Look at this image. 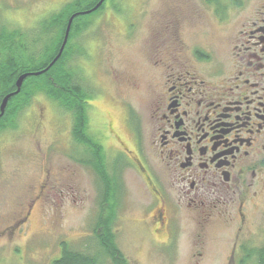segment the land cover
Here are the masks:
<instances>
[{"label": "rangeland", "instance_id": "374dc122", "mask_svg": "<svg viewBox=\"0 0 264 264\" xmlns=\"http://www.w3.org/2000/svg\"><path fill=\"white\" fill-rule=\"evenodd\" d=\"M75 1L0 0V31L24 35L17 41H23L29 59L37 60L46 46L42 37L48 38L39 35L44 22ZM235 2L229 0L212 15L203 13L201 0H109L112 12L104 9L106 13L88 17L75 40L82 43L80 53L70 65L76 81L94 93L89 120L104 132L106 167L118 190L109 206L102 203L103 184L90 162L80 161L84 147L75 144L66 110L52 104L45 92L33 90L16 116V128L0 133V264H52L61 257L62 244L93 253L99 264H114L97 239L111 206V231L125 264H241L243 246L249 251L262 247L264 186H259L254 191L261 192L251 193L246 204L242 231V222L233 221L213 230L195 252L194 235L174 240L180 245L175 252L163 250L168 236L145 231L155 201L134 170L140 172L139 167H131V157L138 158L135 131L145 120L150 57L159 46L166 52L157 39L176 40L179 34L184 44L209 41L216 53L231 54L239 30L264 18V0H242L234 7ZM16 55L21 56L18 49ZM98 79L103 83L97 84ZM117 79L137 81L142 88L112 89ZM248 259L242 264H257L255 257Z\"/></svg>", "mask_w": 264, "mask_h": 264}, {"label": "flooded vegetation", "instance_id": "af4514ba", "mask_svg": "<svg viewBox=\"0 0 264 264\" xmlns=\"http://www.w3.org/2000/svg\"><path fill=\"white\" fill-rule=\"evenodd\" d=\"M235 1L234 7L242 2ZM108 2L98 13L112 12ZM227 4L229 0H201L203 13L212 15L223 11L222 6ZM44 23L47 30L42 28L39 35L48 38L42 37L46 46L41 57L46 49L54 51L62 24L52 19ZM86 23L79 22L73 36L70 31L71 38L63 52L66 69L76 84L70 60L80 53L82 43L75 40ZM242 28L236 47L225 56L215 52L212 42L192 40L184 44L178 34L176 40L157 39L166 52L161 53L159 46L150 57L145 120L140 122L145 133L140 130L142 126L135 131L138 158L131 157V167H139L140 172L133 168L155 201L151 203L150 216L144 220L145 231L159 238L168 236L163 250L175 252L180 245L174 240L194 235L191 249L195 252L206 245L213 230L233 221L242 222V231L250 195L257 196L261 191L254 190L264 186V18ZM171 50H175L174 54L168 53ZM98 82L103 83L100 79ZM130 86L134 91L142 88L137 81L121 79L111 88ZM66 112L76 129L74 115ZM87 118L83 126L86 135L105 151L101 141L105 140L104 132L101 134L90 122L89 112ZM72 134L76 146L84 147L80 161L92 162V152ZM245 247L242 250L249 251Z\"/></svg>", "mask_w": 264, "mask_h": 264}, {"label": "trees", "instance_id": "16d2710c", "mask_svg": "<svg viewBox=\"0 0 264 264\" xmlns=\"http://www.w3.org/2000/svg\"><path fill=\"white\" fill-rule=\"evenodd\" d=\"M99 1L76 0L55 14L52 17V21H55L56 24L60 21L62 24L60 25V32L54 41V51L46 49L45 55L43 57L40 55V58L37 60L29 59L23 41H17L22 37L25 40L24 35L19 36L17 32L7 33L5 30L0 31V56L3 59L0 60V133L14 127L16 128L17 122L13 126V123L16 121V116L31 99L33 90L45 92L50 101L56 102L60 107L71 111L74 115L77 126L73 132L74 136L78 143L86 145L92 152V158L94 159L89 164L95 169L102 181L104 188V200L102 203L108 205L112 196H115L114 193L118 190V185H115V182L111 180L108 174L106 155L103 147L88 137L83 128L84 122L86 123L88 119V107H90L87 102L93 99L94 93H92V90L76 84L75 81L72 82V75L66 69L63 54L46 73L36 77L30 76L26 78L20 92L9 99L4 113L1 114L2 101L6 96L18 90L16 83L19 77L47 69L56 58L63 44L69 19L75 14L93 9ZM98 11L91 15L96 14ZM89 16L79 15L73 20L71 36L75 32V26L79 22H85ZM86 25H84V28ZM43 29L47 30L46 27H43ZM17 49L21 56L16 55ZM101 208L103 211V206ZM113 211L114 208L111 206L108 216L102 220V225L99 226L102 230L101 232H103V236L98 234L97 239H99L106 256L111 258L114 264H125V259L119 252L114 241L113 232L111 231V222L114 218ZM248 257H255L257 264H264V243L260 249L244 251V258H241L242 262L240 263H246ZM52 264H99V260L93 253L74 251L67 244H62V255L53 261Z\"/></svg>", "mask_w": 264, "mask_h": 264}, {"label": "water", "instance_id": "95a60500", "mask_svg": "<svg viewBox=\"0 0 264 264\" xmlns=\"http://www.w3.org/2000/svg\"><path fill=\"white\" fill-rule=\"evenodd\" d=\"M105 1L106 0H100L99 3H97L96 6L93 9H91L89 11H86V12H83V13H80V14H75V15H73L69 19V22H68L67 28H66V33H65V36H64V41H63V44H62V46L60 48V51H59L58 55L56 56V58L52 61V63L49 65V67L47 69L42 70V71H39V72H35L33 74H26V75H23V76L19 77V79L17 80V83H16L18 90L16 92H14V93L6 96L3 99L2 105H1V114L4 113L5 108H6L7 104H8L9 99L11 97L17 95L20 92L21 87L23 85V82H24V80L26 78H28L30 76H35L36 77V76H39V75H42V74L46 73L50 69V67H52L61 58V56H62V54L64 52V49H65V47H66V45L68 43V40H69V36H70V31H71V27H72L73 20L75 18H77L79 15H82V16H84V15H90V14L96 12L105 3Z\"/></svg>", "mask_w": 264, "mask_h": 264}]
</instances>
